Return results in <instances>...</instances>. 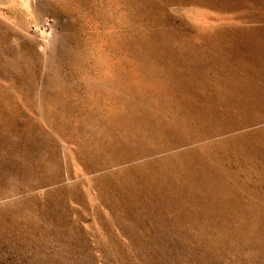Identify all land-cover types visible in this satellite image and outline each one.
Here are the masks:
<instances>
[{
    "label": "rangeland",
    "instance_id": "1",
    "mask_svg": "<svg viewBox=\"0 0 264 264\" xmlns=\"http://www.w3.org/2000/svg\"><path fill=\"white\" fill-rule=\"evenodd\" d=\"M0 264H264V0H0Z\"/></svg>",
    "mask_w": 264,
    "mask_h": 264
}]
</instances>
